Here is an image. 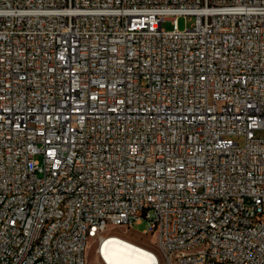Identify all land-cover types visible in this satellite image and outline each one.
<instances>
[{
  "label": "built area",
  "instance_id": "obj_1",
  "mask_svg": "<svg viewBox=\"0 0 264 264\" xmlns=\"http://www.w3.org/2000/svg\"><path fill=\"white\" fill-rule=\"evenodd\" d=\"M259 130L264 0H0V264H264Z\"/></svg>",
  "mask_w": 264,
  "mask_h": 264
},
{
  "label": "bare ground",
  "instance_id": "obj_2",
  "mask_svg": "<svg viewBox=\"0 0 264 264\" xmlns=\"http://www.w3.org/2000/svg\"><path fill=\"white\" fill-rule=\"evenodd\" d=\"M98 248L104 264H159L152 248L116 233L104 237Z\"/></svg>",
  "mask_w": 264,
  "mask_h": 264
},
{
  "label": "rangeland",
  "instance_id": "obj_3",
  "mask_svg": "<svg viewBox=\"0 0 264 264\" xmlns=\"http://www.w3.org/2000/svg\"><path fill=\"white\" fill-rule=\"evenodd\" d=\"M194 21H195L194 17L180 16L178 18L177 25H178L179 29H184L185 27H190L194 23ZM163 28H165L166 30H172L174 28V23L172 22L170 17H168V19L163 22ZM263 134H264V131H262V130H259L257 132L258 136H261ZM239 140L243 144L244 139L239 138ZM149 227H150L149 220H147L146 218H143L140 222L139 221L137 222V220H134L133 224L129 228H126L125 226L117 227L113 231V233L122 235L124 237H127V238L133 240V241H136V242L141 243L143 245L149 246L152 249H156V244L155 243L153 244V242H152L154 240L155 236L151 233H149V234L144 233L145 231L149 230ZM87 264H104L100 260L98 254L95 251V245L89 249V253L87 256Z\"/></svg>",
  "mask_w": 264,
  "mask_h": 264
},
{
  "label": "trees",
  "instance_id": "obj_4",
  "mask_svg": "<svg viewBox=\"0 0 264 264\" xmlns=\"http://www.w3.org/2000/svg\"><path fill=\"white\" fill-rule=\"evenodd\" d=\"M149 247V246H148Z\"/></svg>",
  "mask_w": 264,
  "mask_h": 264
}]
</instances>
